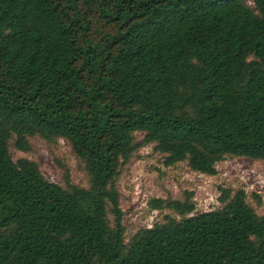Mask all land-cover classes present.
Returning <instances> with one entry per match:
<instances>
[{"label": "trees", "instance_id": "1", "mask_svg": "<svg viewBox=\"0 0 264 264\" xmlns=\"http://www.w3.org/2000/svg\"><path fill=\"white\" fill-rule=\"evenodd\" d=\"M34 137L68 141L88 186L15 161ZM144 143L208 175L264 161V0H0V264H264L244 189L201 213L154 198L180 218L126 239L118 178Z\"/></svg>", "mask_w": 264, "mask_h": 264}, {"label": "rangeland", "instance_id": "2", "mask_svg": "<svg viewBox=\"0 0 264 264\" xmlns=\"http://www.w3.org/2000/svg\"><path fill=\"white\" fill-rule=\"evenodd\" d=\"M138 141L143 134H137ZM31 151H21L10 143L13 159L25 157L36 160L44 175L52 182L65 186V171L70 170L73 183L87 187L88 174L83 163L76 157L70 143L64 139L45 141L40 137L30 139ZM217 173L208 175L194 171L187 161L166 166L163 154L154 145L144 143L122 169L118 178L121 206L124 211L126 239L129 240L141 227H151L165 221L168 214L180 216L170 209H152L149 202L154 198L184 200L186 192L192 194L196 206L194 213L215 210L222 206L219 201L222 188L244 189L248 202L258 213L264 212V161L245 157H227L216 165ZM224 251L232 245L224 243Z\"/></svg>", "mask_w": 264, "mask_h": 264}]
</instances>
